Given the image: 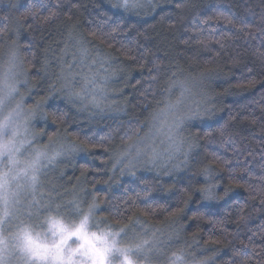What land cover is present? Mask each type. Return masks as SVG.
I'll return each mask as SVG.
<instances>
[{"label":"trees","instance_id":"obj_1","mask_svg":"<svg viewBox=\"0 0 264 264\" xmlns=\"http://www.w3.org/2000/svg\"><path fill=\"white\" fill-rule=\"evenodd\" d=\"M152 3L157 5L154 9L149 5L125 12L113 8L112 0H0V46L15 37L35 84L26 103L35 105L49 94L45 91L53 82L49 71L59 73L65 52L76 63L81 43L89 49L85 61L92 60L89 65L97 74L102 77L107 72L114 73L107 102L110 107L103 112L92 108L79 111L80 105H70L52 94L43 105L48 118L34 121L36 129L46 134L63 132L81 144L91 138L87 149L74 161L57 168L56 187L65 198L72 193H81L87 199L95 197L99 202L98 217L105 218L112 228L133 220L153 229L166 226L173 234L170 249H185L198 264H241L242 257L251 258L248 264L264 262V195L256 187L264 185L260 179L264 176V33L260 31L264 0ZM177 3L185 7L177 9ZM32 4L37 5L35 17L27 15ZM41 4L43 7H39ZM72 4L79 7L73 8ZM207 9L211 10L204 11ZM50 11L57 15L45 20ZM221 14L234 18L236 27L225 24L222 18L208 19ZM121 18L131 31L109 36L113 21ZM13 26L16 35L10 33ZM127 49L131 51L125 56ZM45 62L47 71H42ZM73 70L79 73L77 66ZM188 79L197 81L198 91L211 112L185 125L182 136L195 138L199 144L187 166L169 170L176 161H168L167 151H162L166 153L164 157L162 149L153 143L151 149L162 154V164L147 165L142 160L133 170L135 175L126 171L121 174V166L113 167V152L122 149L130 137L144 136L152 114L180 98V82ZM252 80L255 83H249ZM200 98L197 96V100ZM224 124L235 134L233 138L240 149L236 154L218 147L225 138L216 128ZM205 133L212 135L205 137ZM108 135L110 142L92 147V143L99 144L100 138ZM212 151L228 157L229 167L237 168L232 175L241 185L250 187H236L230 184L227 170L220 172L218 193L229 186L233 190L229 197L212 205L216 215L208 221L193 218L200 207V194L195 193L193 202L185 207L179 190L188 187L190 181L196 187L203 183L204 177L198 173L212 159ZM244 167L251 176L239 171ZM145 182L150 185L147 198L141 192ZM149 203L154 215L144 211ZM241 215L246 220L241 221Z\"/></svg>","mask_w":264,"mask_h":264},{"label":"clouds","instance_id":"obj_2","mask_svg":"<svg viewBox=\"0 0 264 264\" xmlns=\"http://www.w3.org/2000/svg\"><path fill=\"white\" fill-rule=\"evenodd\" d=\"M20 48L21 46L15 40L0 46V141L6 145L4 153L0 155V172L5 174L8 181L5 191L10 199L15 194L14 198L19 200L17 207L23 210L22 217L25 226L30 227L33 235L43 242L46 239L49 241L52 239L48 222L49 211L52 216L72 228L78 225L88 213L89 205L94 197L87 199L81 193H72L69 198H65L59 192L56 193V196L52 195L53 191H56V185L48 180L49 173L65 162L74 161L76 155L82 150L73 153L71 147L75 145L79 149L82 144L75 137H69L63 132L46 134L36 129L35 120L48 118V114L43 109L48 96L42 97L35 105L26 103V96L31 94V89L35 84L28 74L30 65L25 64ZM41 70L43 71V69ZM59 73L55 70H50L48 73L49 79L53 81L45 88L49 94L52 93L50 85L55 84L57 89L61 88L62 81L57 78ZM180 86L182 89L183 86L188 89L184 96L177 98L176 101H170L163 109L152 114L148 133L142 137H130L122 149L114 151L113 166H122L126 163V160H120L122 152H129L128 159H131L136 155L138 149L147 153L146 149L151 148L152 143L156 142L163 145L164 150L167 151L173 139L183 137L185 125L193 119L197 105L203 111L204 108H207V100L198 91L195 79L180 82ZM79 87L80 84L77 82V88ZM54 94L64 99L66 103L73 105L65 99L61 91H56ZM197 96H201V98L197 100ZM37 104L39 107L33 114V109ZM76 104L79 105L80 101H76ZM170 105L175 107L169 108ZM182 117L184 118L183 124L178 128L175 127ZM58 152L61 154L56 155ZM37 159L38 171L36 174L39 177V183L33 192L27 186L26 181L33 174L31 165ZM36 201H39V204ZM56 205H59V208ZM30 208L31 211H29ZM149 215H154V212ZM15 223L6 227L5 236L10 243L13 239L12 233L17 231ZM134 229L141 231L132 240L126 239L128 232ZM166 231V226L153 229L135 220L118 229L112 228L108 225L107 220L98 217L97 213L89 216L87 225L89 240L93 244L102 245L104 239L98 240L97 237H106L109 244L115 242L116 248L130 249L133 264H143L142 261L137 260V255L150 250V245L154 247L155 242ZM93 233L95 235H92ZM145 241L147 243H144ZM67 243L69 247L75 248L82 241L73 237ZM137 245L141 247L138 248ZM87 247L88 245L85 244V248ZM160 255L163 257L161 264H198L194 258H189L187 251L183 248L164 250ZM77 259L81 258L77 257ZM17 264H20L18 259ZM110 264H122V257L113 254L110 257Z\"/></svg>","mask_w":264,"mask_h":264},{"label":"snow or ice","instance_id":"obj_3","mask_svg":"<svg viewBox=\"0 0 264 264\" xmlns=\"http://www.w3.org/2000/svg\"><path fill=\"white\" fill-rule=\"evenodd\" d=\"M171 2V0H169ZM151 5L154 9L157 5L152 3V0H112L111 6L117 10L122 9L125 12H130L138 9H145L147 6ZM12 7H16V5H11ZM22 6V5H21ZM39 7H43V5H39ZM51 7V6H49ZM73 8L79 7L77 4H72ZM177 9H183L185 5L183 3H177L175 5ZM37 5H29L27 15L35 17L37 15L36 11ZM211 9H207L204 11H210ZM140 14V13H137ZM57 15V12L50 11L49 16L44 17L45 20L50 19L52 16ZM223 19L224 23L230 25L231 27H236V21L234 18H230L229 16L216 15L209 16L208 19ZM163 19V17H162ZM120 20L113 21L114 27H112L111 32L108 33L111 36L112 33L121 32L122 34L125 31H131V29L125 28V23H122ZM239 23L243 24V21ZM262 26L260 31L264 33V18H262ZM242 30V29H241ZM92 36L95 37L96 33L93 32ZM114 38V37H113ZM209 40L211 37L208 38ZM200 43H204V40H200ZM220 41H217L219 43ZM80 43V42H78ZM111 47L112 45L109 43L108 45ZM224 45L221 44V47ZM77 51L79 52L80 62L84 63V61L88 58L89 49L81 43V46L78 47ZM131 49H127L124 52L125 56H128V53ZM133 58V57H129ZM264 58V57H262ZM103 63V61H101ZM95 63V61H93ZM154 67L158 68V65L154 64ZM44 71H47V62H45ZM77 73L71 71V65L69 66V70L65 71L64 68H61V71L58 75V79L62 81L61 88L57 89L55 84L50 85L52 88V93L54 94L56 91H61L62 95L65 97L67 101L73 104V106H77L76 101H80V106L78 108L79 111H83L89 108L96 109L99 112H103L106 107H110L108 102V95L104 84L98 82L97 73H93L91 76H84V83L77 88ZM105 82L107 81V77L102 78ZM155 79V77H153ZM249 83H255V80L249 81ZM170 90V89H169ZM188 91L186 86H183V90L181 92V97L184 96V93ZM39 107V104L35 106L33 109V114H35L36 108ZM174 105H170L169 108H174ZM211 110L208 108H204L201 110L200 106L197 105L196 109L193 113V118L201 117L207 114H210ZM235 119V117H232ZM184 118L182 117L180 122L175 124V127H180L183 124ZM254 122V121H253ZM216 132L220 137L225 138L221 141L219 148H222L226 153L231 149L234 154L240 152L236 144V140L233 138L235 134L228 131V125L224 124L222 126H218L216 128ZM75 135V134H74ZM205 137H210L212 133H205ZM111 141V136H102L100 138V143H92V147L95 148L97 146H103V141ZM88 143H91V138H86L85 142L78 149L75 145L71 147V151L75 153L78 150H86ZM209 143H212L210 140ZM199 147V144L195 138L189 137H180L179 139H173V142L169 145L167 149V157L168 161H176L171 164V168L169 170H181L183 167H186L189 159L196 148ZM6 149V145L0 141V155L4 153ZM61 153H57L56 155H60ZM130 153L122 152L120 155V160L125 161L126 163L121 166V174H124L125 171L129 175H135L133 171L136 169L141 161L143 156H147V160L144 163H152L156 164V162L161 158V154L158 153L155 149L152 150V153L149 155L146 152L141 150H137L135 156H132L131 159H128ZM212 159L199 171V175L204 177L203 183L200 184L199 187L192 185L191 181L189 182V186L186 188H182L179 190L180 194L184 197L183 203L185 207L193 202V196L195 193L200 194V207H197L195 212L193 213V218L200 220H208L212 221V218L216 215V209L212 207L213 204H219L220 201L224 200L226 197H229L232 192V187H226L223 189L222 194L218 193V189L220 188V182L217 179L220 172L227 170L230 174V184L235 185L236 187H245L247 190L249 185H241L235 178L233 173L237 171L235 167H229L231 161L225 155L220 154L217 151H212L210 153ZM237 163H239V158L236 157ZM38 159L33 162L31 165L33 174L28 177L26 181L27 186L35 192V187L39 183V177L36 174L38 171ZM115 168V166H113ZM241 172H248L249 176L252 175L249 172L247 167L240 168ZM260 179L264 181V176H261ZM8 183L6 180L5 174L0 172V264H8V259L10 256L15 255L16 258L20 261V264H110V257L113 254H118L122 257V264H133L132 257L130 256V249L128 248H116L115 242L113 244H109L107 242L106 237L101 238L97 237V239H104V243L100 246L93 244L89 240V236L87 233V225L89 216L95 215L99 209V202L95 199L92 200V203L89 205L88 213L84 216L82 221L76 225L75 227L70 228L68 225L64 224L61 220L57 219L55 216L51 215V211H49V231L52 233V239L40 241L37 236L33 235V232L30 227L25 226L24 219L22 217V209L17 207L19 200L14 198L15 194H13V198L10 199L9 195L5 191V186ZM260 193L264 195V185L256 186ZM171 191V189H169ZM141 192L144 193V197L150 194V185L149 182H145V186L141 189ZM137 198H140V193H137ZM264 203V199L261 201ZM39 204V201H36ZM59 208V205H56ZM31 211V208L29 209ZM38 212L39 209L37 208ZM145 213L148 214L150 212H154V208L151 203L147 204L145 209ZM177 212H183V209H177ZM240 220H246V217L240 216ZM15 223L17 231L12 233V242L10 243L5 236L6 227L9 224ZM223 223V221H221ZM92 235H95L94 233ZM75 237L77 240L82 241L75 248H71L68 246L67 241L71 240ZM144 243H147L145 241ZM243 243V242H241ZM85 244L88 245L85 248ZM137 247H141L137 245ZM235 254V253H234ZM80 257L81 259H77ZM179 259V257H177ZM250 257L241 258V264H248V260ZM258 264H264V262H258Z\"/></svg>","mask_w":264,"mask_h":264},{"label":"rangeland","instance_id":"obj_4","mask_svg":"<svg viewBox=\"0 0 264 264\" xmlns=\"http://www.w3.org/2000/svg\"><path fill=\"white\" fill-rule=\"evenodd\" d=\"M10 33L12 35H16V26L12 27V30H11ZM14 40H15V37L11 36V41H14ZM7 43H9V42H7ZM76 52H78V51H76ZM69 57L70 56L66 55V52H65V55H63V58L61 60V66H60L59 70L61 71V68L63 67L65 71H68L69 70V66L71 65V71L74 72L73 69H74V67L77 66V68L79 69V73L76 76V80H77V82H79L80 85H82L84 83V79H83L84 76H91L92 72H94V73L97 72V71L95 72L93 70L94 66L89 65L92 60L90 61V63L88 61H84V63H81L80 60H79L80 58L76 57L77 58L76 59L77 62L74 63L75 59H74V62H73V60H71V58H69ZM90 59H93V56H91ZM105 72H106V70H104V73ZM104 77H107V81L106 82L102 79ZM114 78H115L114 77V73L113 74L111 73V75H110L109 72H107L106 75H103L102 77H101V75L98 74V82L101 83V84H104V86L106 88V91H107V95H108V101H110V96H111L109 89H111V84L114 81ZM49 95L50 94L47 95L48 98H51L52 94L50 96ZM193 119H195V118H193ZM149 130H150V125H149V128L147 130V133L149 132ZM155 146H156L157 149H162L160 151V153H162L163 156L166 157L165 156L166 153L162 152V151H164L163 145H160L159 142H156ZM161 147H163V148H161ZM152 150L153 149H151V148H147L146 149V151L148 152L149 155L152 153ZM162 154H161V157H162ZM142 160L143 161L147 160V156H143L141 158V161ZM162 160H164V159L160 158L157 162L162 164V162H163ZM141 161H140V163H141ZM146 164L148 165V164H152V163H146ZM56 170H57V168L54 169L52 172H50L49 175H48V180L52 181L53 184L59 183V179L56 178V172H57ZM50 187H51V185H50ZM45 191H47V189H45ZM57 192L61 193L60 189L58 187H56V191H53L52 195L56 196ZM137 230L138 231H134V232L133 231L132 232L129 231L126 239L132 240L133 237L137 236L138 233L141 231L140 229H137ZM172 235H173L172 231L170 229H167V231L162 233L161 236L159 237V239L155 242V246L154 247L150 245L149 246L150 250L145 251V252H141V253H139L137 255V257H136L137 260L138 261H142L143 263H146V264H161V261H162L163 257H162V255H160V253H162L164 250L166 251V250H169L171 248L172 245L170 243L172 242V239H173ZM9 264H17L16 256H13V257L9 258ZM203 264H208V263H203Z\"/></svg>","mask_w":264,"mask_h":264}]
</instances>
